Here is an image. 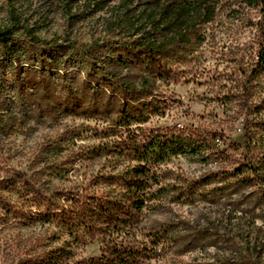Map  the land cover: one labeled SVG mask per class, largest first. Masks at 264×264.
I'll use <instances>...</instances> for the list:
<instances>
[{
    "label": "rangeland",
    "instance_id": "rangeland-1",
    "mask_svg": "<svg viewBox=\"0 0 264 264\" xmlns=\"http://www.w3.org/2000/svg\"><path fill=\"white\" fill-rule=\"evenodd\" d=\"M67 4L68 0H0V31L20 35L31 29L59 45L107 41L109 10L92 13L88 2H80L69 11ZM258 19V9H225L208 25L202 45L184 58H169L163 77L152 76L142 59L108 46L92 59L96 70L114 80L138 85L145 77L150 79L155 87L150 99L158 101L154 104L158 112L151 108L142 127L202 134L209 139L201 151L174 155L162 164L181 178L207 177L202 190L213 193L196 203L166 199L145 212L135 241L145 240L164 224L172 227L160 253L147 264H264L260 190L264 185L235 184L251 174L245 165L255 160L244 145L247 116L240 103L238 77L241 66L255 59ZM19 52L22 67L31 70L21 80L16 76V60L0 56V179L14 169L26 173L28 179L42 171L38 178L59 189L88 185L114 162L97 151L117 139L111 130L120 129L115 125L116 115L129 101L105 83L88 78L90 63L81 52L49 49L45 56L51 66L37 61L39 55L26 47L20 46ZM262 99L264 81L253 98ZM256 118L264 121V111ZM252 141L257 145L254 153H263L262 127L253 126ZM241 167L242 172L232 177ZM1 196L0 264H19L50 239L59 220L52 224L31 220L36 211H25L21 218L14 206L20 202L18 195ZM9 210L7 217L4 214ZM60 238L73 244V263L98 258L104 246L99 231Z\"/></svg>",
    "mask_w": 264,
    "mask_h": 264
},
{
    "label": "trees",
    "instance_id": "trees-1",
    "mask_svg": "<svg viewBox=\"0 0 264 264\" xmlns=\"http://www.w3.org/2000/svg\"><path fill=\"white\" fill-rule=\"evenodd\" d=\"M80 2H88L86 6L92 13L111 12L105 43L59 45L31 29L20 35L1 30L0 56L8 55L16 60L15 72L21 80L31 70L21 65L20 46L39 55L37 61L50 66L52 63L45 56L49 49L66 47L81 52L90 63L88 78L98 84L105 83L129 101L116 115L115 125L120 129L111 130L117 139L97 151V155H108L114 162L108 170L96 174L88 185L76 183L70 189H59L46 180L41 181L38 176L42 171L34 172L28 179L26 173L13 169L0 179V198L3 193H16L20 202L14 206L21 218L25 211H36L32 212L31 220L48 224L59 220L50 239L28 253L19 264H147L160 253L172 227L164 224L150 231L145 240L135 241V231L144 221L145 212L156 209L166 199L171 203H196L213 193L202 190L209 182L207 177L181 178L162 164L171 156L201 151L209 139L202 134L142 127L149 119L147 112L151 108L157 111L154 104L158 101L150 99L155 91L150 79L145 77L138 85L114 80L96 70L92 59L108 46L114 52L142 59L154 73L152 76L163 77L168 73L169 58H184L202 45L208 25L215 23L225 9H258L255 59L241 66L238 77L242 91L240 103L247 116L244 145L253 152L255 160L245 165L251 174L238 178L235 184L264 185V152L255 154L257 145L252 141L253 126L264 130V121L256 118L264 111V99L253 100L264 81V0H68L67 10L71 11ZM11 15L15 24H19V17L13 12ZM252 114L255 117L250 118ZM239 172L242 167L231 176L237 177ZM260 190L264 197V189ZM10 212L5 211L4 215L9 217ZM95 231L104 237L101 255L73 263V244L60 237L73 233L93 235Z\"/></svg>",
    "mask_w": 264,
    "mask_h": 264
}]
</instances>
